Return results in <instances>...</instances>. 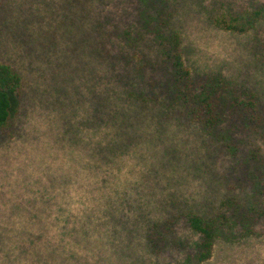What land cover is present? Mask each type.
Wrapping results in <instances>:
<instances>
[{
    "label": "rangeland",
    "instance_id": "374dc122",
    "mask_svg": "<svg viewBox=\"0 0 264 264\" xmlns=\"http://www.w3.org/2000/svg\"><path fill=\"white\" fill-rule=\"evenodd\" d=\"M219 1L264 6L0 0V62L23 78L12 125L0 131V234L26 237L20 264H180L189 251H152L154 223L174 220L169 240H191V214L217 212L230 196L246 203L263 190L264 66L253 34L224 32L208 20ZM168 6L177 10L192 71L221 72L258 95V129L236 112L218 138L209 137L168 107L164 69L121 82L126 69L113 65L125 66L127 48L119 34ZM259 33L264 40V21ZM146 44L145 60L153 61ZM258 230L238 243L218 241L204 264H264V224ZM2 250L0 264L17 262Z\"/></svg>",
    "mask_w": 264,
    "mask_h": 264
},
{
    "label": "trees",
    "instance_id": "16d2710c",
    "mask_svg": "<svg viewBox=\"0 0 264 264\" xmlns=\"http://www.w3.org/2000/svg\"><path fill=\"white\" fill-rule=\"evenodd\" d=\"M176 13L175 8L163 7L156 12L155 18L141 19L138 25L130 26L119 34L125 39L127 48V56L121 54L125 66L113 65L116 71L119 67L126 69L127 75L122 77L121 82L127 87L133 75L138 76L149 69L153 72L164 69L167 78H163V86L170 99L168 107L180 110L209 137L218 138L236 112L243 114L253 129H258L262 121L261 105L252 89L236 84L221 72H194L187 65L182 36L174 22ZM207 18L221 31L253 34V51L258 62L264 66V40L259 33L264 21V6L241 7L229 1H219L208 11ZM144 43H147L149 51L154 52L155 60L152 61L150 56L145 60L148 48L147 51L142 50ZM137 57L139 60L135 65L134 58ZM22 87L20 73L0 62V131L12 125ZM152 88H155L154 84ZM254 160H258L257 156ZM263 190L246 203L230 196L217 212L191 214L188 218L193 234L191 240L182 237L169 240L175 232L174 220L154 223L148 234L152 251L161 254L169 245L176 246L190 252L180 264H204L212 258L218 241L238 243L258 235V227L264 224ZM25 238L22 233L0 234V245L7 249H3L4 258L8 257L10 263L16 260L15 264H20L22 261Z\"/></svg>",
    "mask_w": 264,
    "mask_h": 264
}]
</instances>
